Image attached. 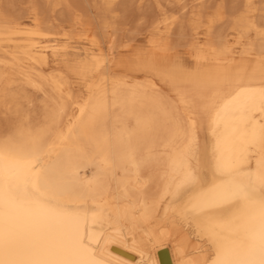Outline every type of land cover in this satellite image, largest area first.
I'll return each mask as SVG.
<instances>
[{
    "label": "bare ground",
    "instance_id": "obj_1",
    "mask_svg": "<svg viewBox=\"0 0 264 264\" xmlns=\"http://www.w3.org/2000/svg\"><path fill=\"white\" fill-rule=\"evenodd\" d=\"M14 1L0 0V264H264V0L229 16L227 0L180 16V0H29L31 27ZM135 8L156 14L150 49L118 60ZM65 25L91 62L50 46ZM175 40L194 70L172 62Z\"/></svg>",
    "mask_w": 264,
    "mask_h": 264
},
{
    "label": "rangeland",
    "instance_id": "obj_2",
    "mask_svg": "<svg viewBox=\"0 0 264 264\" xmlns=\"http://www.w3.org/2000/svg\"><path fill=\"white\" fill-rule=\"evenodd\" d=\"M20 1H22V3L20 2ZM40 1V6H44L45 8V10L46 9H48V7H46L45 6V4H43L42 3V1H44L45 2V0H39ZM174 1V0H173ZM185 1V2H184ZM180 0V3L178 4V2L177 1H175L174 2V4L173 5H171V6H169V7H171V9L170 8H168V10L170 11L169 13H171L172 11L173 12H175L178 16H180L179 14V12L181 11V8L183 7V5H184V7L186 6L187 7V9H185L186 11L188 10H191V9H195L196 7H195V5L197 6L198 5V3L199 2H196L197 0ZM14 2H16L15 4H16V7L18 8L17 9V12H18V10H19V12H20V9H21V7L22 8H26V10L27 11H24V9L22 10L23 12H25L24 13V15L22 16V18L25 16H29V15H26V12H27V14H28V9L30 8V2H29V0H15ZM27 4V5H26ZM28 4H29V6H28ZM43 4V5H42ZM182 4V5H181ZM232 4H235L234 3V0H227V9H226V11H225V13H226V15L227 16H229L230 15V13L232 12V10L230 9L231 7H232ZM242 4V3H241ZM259 2H257V5H256V7H258V8H261V6H259ZM24 5H26V6H24ZM40 6H39V8H40ZM175 6V7H174ZM177 6V7H176ZM28 7V8H27ZM189 8V9H188ZM243 8V7H242ZM43 9V7H42V11L44 10ZM45 10H44V12H45ZM49 10V9H48ZM175 10V11H174ZM22 11H21V15H22ZM41 12V11H40ZM46 12H49V11H47L46 10ZM44 13L45 14V16L46 15H48L47 13ZM133 12H136V13H133ZM210 14H212V12L211 11H208ZM44 14H43V16H44ZM138 14V15H137ZM150 14V15H149ZM139 15H141L142 16V14H140L137 10H136V8L135 9H133L131 12H130V14H129V17H130V21H129V17H127V19H128V21H127V23H128V26L127 27H125L126 29H128L129 28V30H130V28L132 27V29L129 31V32H127V33H129V34H127V33H125V37H127L128 35V39L130 40H128V41H126L127 40V38H125L124 39V41L123 42H130L131 43V45H132V51L130 50V51H128V52H123V53H121V54H119L118 55V60H129V59H135L136 57H140V56H145L146 54H147V52L149 51L148 49H150V46H149V43H148V37H147V33H145L146 32V29H147V27H148V25H150V23L152 22V20L156 17V14H155V12L153 11V10H151L148 14H147V16H144L143 15V17H147V19H146V22H147V24H146V22H144L143 20H144V18L142 17V18H140L141 16H139ZM155 17H154V16ZM91 16V17H90ZM24 17V18H25ZM86 17H87V21H91V20H93L92 22H94L93 24H96V20H95V15H94V13H93V15H92V13H90L88 16L86 15ZM86 17H84L83 18V20H86ZM23 18V19H24ZM90 18V19H89ZM139 18V19H138ZM22 19V23L23 24H25V25H28V27H31L32 26V19L30 18V16L29 17H26L24 20ZM137 21H136V20ZM155 19H157V17L155 18ZM139 20H140V22H139ZM142 21L144 22V24L142 23ZM130 22V23H129ZM132 22L134 23V24H132ZM132 24V25H131ZM138 24H142V25H140V26H142V27H138ZM144 25V26H143ZM147 25V26H146ZM66 27L64 28V29H61L60 30V32L61 31H63V33L61 32V33H57V30L55 29L54 30V32H53V30H52V32L53 33H55L56 32V34L58 35H56L57 36V38L56 39H52L51 40V42H50V46H54V47H57L60 51L61 50H63V49H66V50H64L65 51V53H66V56H65V63H67L69 66H71V67H73V68H78V67H81V66H83V65H85V64H87L88 62H91V52L89 51V46L87 45V42H86V40L84 39V37H81V36H78L77 34H78V32H80V30H78V31H73V29L71 28V27H69L68 25H65ZM140 28V29H139ZM58 31H59V29H58ZM67 31H69L70 33H68ZM74 32H77V33H74ZM227 32L228 33H231V31L230 30H227ZM65 34H67V35H65ZM67 36V37H66ZM65 38H67V39H65ZM82 38V39H81ZM84 39V40H83ZM252 40H254V37H252L251 38ZM177 42L178 41H174V45H172V47L174 48L175 47V52H176V57L173 59V61L172 62H174V63H176V64H179V65H181V66H183V67H185L187 70H189V71H191V70H194L195 69V62H194V60L190 57V55H189V53H188V49H189V47H187L188 45H184L185 43H184V41H180V42H178L179 44H177ZM184 43V44H183ZM177 44V46L178 47H180V48H178V47H176L175 45ZM67 47H66V46ZM187 47V48H186ZM182 48H186V49H182ZM178 51V52H177ZM125 53V54H124ZM146 53V54H145ZM120 58V59H119ZM146 58H147V60H150V58L148 57V56H146ZM67 59V60H66ZM172 62H162V61H160V62H158L162 67H167V66H169ZM76 66V67H75ZM241 69H244V68H241ZM146 76H150V74L149 73H147L146 74ZM159 83H160V85H162L165 89H166V92L169 94V95H171V96H174L175 95V89L173 88V87H171L170 85H169V83H168V81H165V80H157ZM165 83V84H164ZM168 83V84H167ZM168 86V87H167ZM172 91V92H171ZM196 112L199 114L200 113V109H196ZM202 138H203V143H204V149L205 150H207V149H210V140H209V137L207 136V133H206V131H203L202 132Z\"/></svg>",
    "mask_w": 264,
    "mask_h": 264
}]
</instances>
